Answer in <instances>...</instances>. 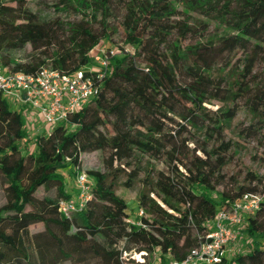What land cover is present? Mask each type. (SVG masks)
Instances as JSON below:
<instances>
[{
	"label": "trees",
	"instance_id": "16d2710c",
	"mask_svg": "<svg viewBox=\"0 0 264 264\" xmlns=\"http://www.w3.org/2000/svg\"><path fill=\"white\" fill-rule=\"evenodd\" d=\"M81 1L79 9L71 0H60L61 8L84 13L81 21L63 25L40 20L27 7L28 0H0L2 68L26 74L51 68L72 76L93 65L103 41L118 31L109 22L115 0ZM180 2L187 12L176 10L169 0L127 2L121 24L123 44L133 47L135 53L121 48L122 54L111 61L109 75L98 82L99 95L51 133L33 136L22 112L11 109L0 96V179L8 198L0 208V264L184 262L205 241L212 230L208 223L220 210L245 193L264 197V186L260 190L262 184L256 177L236 193L217 192L213 182L226 165L230 143L222 142L208 152L185 136L188 128L218 123L205 105L234 96L226 88V78L214 73L232 70L238 52L247 56V67L252 64L264 40V0ZM192 13L207 22L196 23ZM99 16L102 20L96 29ZM212 23L232 33L211 39ZM27 46L32 53L27 60H18L17 54ZM43 48L51 52L41 55L38 52ZM240 91L246 94L251 89ZM249 97L257 111L263 112L264 121V88ZM237 111L229 110L210 136L224 140V127ZM175 125L177 130H173ZM108 127L112 131L106 133ZM28 142L32 143L30 149ZM104 150L110 152V172H86L91 199L82 211L67 218L60 204L75 196L66 191L62 172L68 170L76 179L82 172L81 155ZM140 158L169 161L167 171L154 174L151 168L146 175L138 196L144 211L138 226L139 219L129 223L127 204L114 187L130 167L133 170L125 185L135 186L143 172L136 162ZM54 186L58 198L36 197L40 188ZM40 224L44 229L33 233L32 228ZM52 228L60 229L64 236L56 235ZM244 232L240 247L248 243V251L237 254L234 264H264V201L255 216L246 219ZM132 252L143 254L144 260L124 258Z\"/></svg>",
	"mask_w": 264,
	"mask_h": 264
},
{
	"label": "rangeland",
	"instance_id": "374dc122",
	"mask_svg": "<svg viewBox=\"0 0 264 264\" xmlns=\"http://www.w3.org/2000/svg\"><path fill=\"white\" fill-rule=\"evenodd\" d=\"M130 0H115V10L109 22L111 26L116 28L118 31L115 35L112 36V39L108 41H103V50H115L118 49L119 55L122 54L121 48H124L125 52L130 54L135 53V49L131 46H124V35L121 27L123 17L125 14V5ZM174 8L180 12H187L184 10V7L181 5L180 0H169ZM79 8V2L81 0H71ZM60 0H28L27 7L38 16L40 20H45L48 22H60L63 25L73 24L81 21L84 18V13L82 10L61 8ZM92 15L91 13H87ZM193 14V13H192ZM194 21L197 22H207L204 18L193 14ZM102 20V17L99 16L97 22L94 23L95 28H99V22ZM229 30L224 27H220L218 24L212 23L210 25L209 37L211 39H216L218 37L230 34ZM45 48L41 49L38 53L44 55V52L48 53L49 51ZM51 52V51H50ZM49 52V53H50ZM257 55L254 58L250 66L248 64L247 56L244 53L238 52L234 58V68L227 71H216L215 76H223L226 78V88L230 89L234 96L230 100H213L210 104L205 105L208 110L212 112V118L218 123H212L211 125H206L204 128L192 129L188 128L186 137H190L198 142V145L201 148H206L208 152H211L213 149H217L222 142L230 143L231 149L226 154L225 161L226 165L221 170L220 174L217 175L213 184L216 188V191L222 195L227 193H236L238 188L241 186L248 187L250 186L253 178L256 177V182H261L260 190L264 186V121L262 120L263 112L257 111L255 105L251 102L249 96H254L256 92L261 88H264V40L259 43V49ZM32 53L31 46H27L24 51H21L17 54V58L20 61H25ZM95 56L97 57L96 53ZM96 57L93 60L92 67H95ZM248 87L251 89L246 94L240 91V88ZM238 94H243L244 96H239ZM11 109L19 110V107L9 102ZM236 108L237 115L235 119L225 125L224 127V140L220 137H211L210 134L213 131L212 128L214 125L220 126L224 120V115L229 111ZM177 122H180L179 119H176ZM179 127L175 125L173 130H177ZM45 131L44 125L39 121L36 125V131L31 133L33 136L37 132ZM106 133L111 132L112 129L108 127L104 130ZM32 146V143L28 142V148ZM189 147L194 148V144H190ZM199 156H204L202 152L198 153ZM110 157V152L108 150L104 151H93L84 153L81 155V171L88 172L89 170H99L101 172H110L108 167V160ZM216 159L214 158L213 161ZM169 159L160 158V159H149V158H140L138 159L137 164L143 168L139 180L133 188H127L126 182H128V174L133 170V167L126 169V175H121L115 184L114 190L115 194L123 199L127 204L126 216L131 221H137L139 219L138 214L141 211L138 196L140 192L144 189L146 175L151 172V168H154V174L159 173L160 171H167V162ZM119 164L115 166L118 168ZM62 174L65 177L67 182V189L71 195H77L76 179L75 175L70 171H63ZM109 183H112L110 179ZM6 185L0 179V208L3 207L7 201V193L5 190ZM58 189L56 186L50 190L45 188H40L36 193L38 199L43 198H58ZM156 201L161 204V200L152 195ZM31 208L27 210L29 212ZM147 216V215H146ZM149 218V216H147ZM44 229L42 224L37 225L32 228L33 233L41 232ZM53 232L56 235L64 236L60 229L52 228ZM248 243L241 246L243 252L248 251ZM124 258L135 259L138 262H142L143 256L135 252L124 255ZM146 262L148 259L145 260ZM69 264V263H68ZM73 264V263H72Z\"/></svg>",
	"mask_w": 264,
	"mask_h": 264
},
{
	"label": "built area",
	"instance_id": "2783aa9c",
	"mask_svg": "<svg viewBox=\"0 0 264 264\" xmlns=\"http://www.w3.org/2000/svg\"><path fill=\"white\" fill-rule=\"evenodd\" d=\"M117 51L101 50L95 59V67L79 70L72 76L51 68H43L35 74L8 73L0 64V96L19 107L29 133L36 131L40 121L49 134L57 126L68 123L99 95L98 82L109 75L111 61L119 55ZM90 181L86 172L78 173L77 195L60 204V211L67 218L82 211L91 199ZM263 201L261 194L245 193L220 210L208 223L212 230L205 241L191 251L186 261L174 264H234L237 254L243 252L240 240L245 236L246 219L255 216ZM143 216L141 210L138 226L142 225Z\"/></svg>",
	"mask_w": 264,
	"mask_h": 264
},
{
	"label": "crops",
	"instance_id": "0c3cea01",
	"mask_svg": "<svg viewBox=\"0 0 264 264\" xmlns=\"http://www.w3.org/2000/svg\"><path fill=\"white\" fill-rule=\"evenodd\" d=\"M44 129H46V128H44Z\"/></svg>",
	"mask_w": 264,
	"mask_h": 264
}]
</instances>
